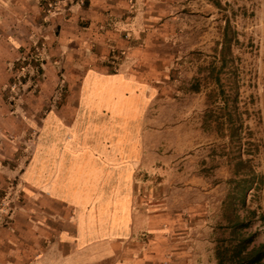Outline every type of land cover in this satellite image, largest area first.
I'll use <instances>...</instances> for the list:
<instances>
[{
  "label": "crops",
  "instance_id": "0c3cea01",
  "mask_svg": "<svg viewBox=\"0 0 264 264\" xmlns=\"http://www.w3.org/2000/svg\"><path fill=\"white\" fill-rule=\"evenodd\" d=\"M87 1L100 42L89 57L117 51L119 68L90 66L76 99L43 117L0 264H160L159 244L171 239L199 244L195 264H218L212 234L229 225L240 164L264 134V19L237 20L228 63V24L243 15L224 7L236 0ZM254 1L264 18V0ZM39 3L0 0V22L13 18L17 33ZM259 30L255 46L242 42ZM246 198L263 213L264 241V185Z\"/></svg>",
  "mask_w": 264,
  "mask_h": 264
},
{
  "label": "rangeland",
  "instance_id": "374dc122",
  "mask_svg": "<svg viewBox=\"0 0 264 264\" xmlns=\"http://www.w3.org/2000/svg\"><path fill=\"white\" fill-rule=\"evenodd\" d=\"M231 3L233 6L227 5L224 8L230 7L233 16L235 14L243 16L240 19L234 18L228 24L226 35L228 63L235 59L231 56L230 43L238 42L237 33H241V29L237 27V20H240L239 25L243 26L245 22L242 19H246L248 15L254 19H264L260 17L261 6L257 8L256 1L236 0ZM39 4L40 10L31 18V23L26 24L25 28L17 27V33L11 32V28L15 29L12 26L13 18L2 17L0 22V26L8 31H1L0 37V248L2 249L13 245L11 241L14 231L11 227L17 213L16 205L22 202L24 194L20 185V174L36 147L43 117L53 105L66 104L69 100L76 99L82 76L90 66L102 70H115L113 68L115 65L116 69L119 68L116 63L119 62L116 57L119 55L117 51L105 55V58L98 54L99 59L95 61L96 64L89 57V54L94 52L95 44L100 43H96L89 33L91 25V18L87 16L89 1L40 0ZM11 36L15 39L12 40ZM261 40L262 31L259 30V33L250 35L248 40L244 38L242 42H248V46L251 47ZM243 51L247 53L248 49ZM114 53L116 56L112 57ZM243 56H238L237 62L240 65L247 60V57ZM113 61L116 64L111 65ZM229 84L232 89H236L235 81ZM232 96L235 102V93H232ZM255 120L258 124L261 122L258 114L255 115ZM253 132L246 129L242 136L253 137ZM261 133L258 130L255 135L256 141H251L254 144L251 147L254 157L240 164L243 177L234 185L236 198L231 197L226 207L229 224L240 222V229L244 234L257 232V241H263L262 231L258 225L263 213L258 214L256 209L250 207L246 194L249 187L254 185L255 190H258L264 185V134ZM255 194L257 197L258 193ZM256 199L259 200L258 197ZM254 210L256 213H252ZM229 233V229L215 231L212 234L215 240L211 243L215 244L216 248L217 239ZM211 243L206 242V247L211 248L213 246ZM15 245L23 248L28 242L24 240L23 235H20ZM158 250L160 264H195L197 259L194 253L200 250V246L190 239H171L160 242Z\"/></svg>",
  "mask_w": 264,
  "mask_h": 264
},
{
  "label": "trees",
  "instance_id": "16d2710c",
  "mask_svg": "<svg viewBox=\"0 0 264 264\" xmlns=\"http://www.w3.org/2000/svg\"><path fill=\"white\" fill-rule=\"evenodd\" d=\"M240 227V222H231L225 227L229 235L217 239L218 264H264V241L256 240L257 232L244 234Z\"/></svg>",
  "mask_w": 264,
  "mask_h": 264
},
{
  "label": "built area",
  "instance_id": "2783aa9c",
  "mask_svg": "<svg viewBox=\"0 0 264 264\" xmlns=\"http://www.w3.org/2000/svg\"><path fill=\"white\" fill-rule=\"evenodd\" d=\"M113 68H114V69H116V65H115V66H113Z\"/></svg>",
  "mask_w": 264,
  "mask_h": 264
}]
</instances>
